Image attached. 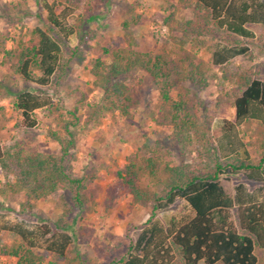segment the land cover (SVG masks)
<instances>
[{"label":"trees","instance_id":"1","mask_svg":"<svg viewBox=\"0 0 264 264\" xmlns=\"http://www.w3.org/2000/svg\"><path fill=\"white\" fill-rule=\"evenodd\" d=\"M83 2L38 0L46 12L47 28L35 26L26 33L27 42L20 38L16 53L4 50L7 57L17 58L15 72L38 86L6 92L13 96V108L21 116L19 125L33 128L38 109L57 111V129L48 130V135L59 145L56 154L0 145V167L7 177L4 186L23 192L29 204L57 192L63 198L62 215L56 221L61 230L44 223L31 227L22 221L10 222L0 214V253L15 257V264H42L33 250L36 246L65 258L67 264H93L78 252L68 254L73 237L65 219L74 211L91 209L88 185L94 173L89 168L81 172L74 168L80 126L77 111L83 97L63 114L59 102L45 91L58 89L71 66V57L79 50L78 45H69V37L75 33L83 41L85 21L95 18L93 14L83 15L76 17V24L70 23ZM166 3L162 23L168 40L160 52L103 48L109 60L95 58L90 68L102 96L100 102L89 105L88 119L100 111L128 115L134 100L126 78L142 71L158 94L155 122L171 128L173 144L190 160L173 164L171 149L156 140L150 154L138 160L128 158L117 168L132 202L150 205V214L129 237L124 252L107 264H258L255 249H264V79L251 68H232L231 63L250 53L247 41L261 39L253 25L262 27L264 52V0ZM186 11L188 16L183 15ZM122 25L128 27L129 22ZM204 48L211 54L210 61L199 55ZM212 66L231 84L217 96V105L228 104L234 109L232 119L222 120L224 131L216 137L211 133L207 103L201 97L216 76ZM185 147L191 148L184 151ZM242 176L245 181L231 185L233 178ZM246 181L256 185L249 186ZM178 200L190 207V217L183 222L171 217L166 225L155 219L158 211ZM3 230L21 240L2 244Z\"/></svg>","mask_w":264,"mask_h":264},{"label":"rangeland","instance_id":"2","mask_svg":"<svg viewBox=\"0 0 264 264\" xmlns=\"http://www.w3.org/2000/svg\"><path fill=\"white\" fill-rule=\"evenodd\" d=\"M166 2L167 0H84L70 18V23L76 24V17L83 15L93 14L95 18L85 21L82 27L83 41H79L75 33L69 37V45H78L79 50L71 57V66L62 84L56 91L52 88L45 90L54 101L59 102L63 114L83 97L77 111L80 126L76 135L74 168L79 172L89 168L94 173V178L88 185L91 209L82 213L74 211L65 219L71 226L68 232L73 237V242L67 249L68 254L78 252L87 256L93 264H107L123 253L129 237L134 236L138 231L136 227L145 222L150 214V205L132 202L131 195L116 174L117 168L128 158L138 160L140 156L150 154L156 140L162 141L171 149L173 164H178L183 159L190 161L183 158L184 153H180V149L173 144L169 137L171 128L155 122L158 94L142 71L137 70L126 78L134 100L128 115L124 116L118 111H100L88 119L89 105L100 102L102 96L101 89L90 73L92 61L95 58L109 60V54L104 53L103 48L111 51L131 47L142 53L160 52L168 40V30L162 23ZM183 15L188 16V12H183ZM123 21H128L129 26L124 27ZM35 26L42 29L48 26L46 12L38 0H0V145L24 152L56 154L59 145L48 135V130L57 129L58 112L38 109L37 124L33 128H24L19 125V112L13 108V96L6 93L8 89L18 91L25 86H37L23 80L15 72V56L9 58L4 54V50L9 49L16 53L20 38L26 43V33ZM251 28L261 39L247 41L250 53L235 58L231 67L240 65L251 68L264 79V52H261L263 30L260 25H253ZM199 55L210 61L208 49L204 48ZM65 56H69V53ZM212 67L216 76L201 92V97L207 103L211 116V133L216 137L224 131L222 120L232 119L234 109L228 104L217 105V96L227 91L231 84L222 80L221 71L216 66ZM189 148L191 147L183 150L188 151ZM242 180L245 181L243 176L233 178L231 185ZM6 181L7 177L0 167V214L4 220L22 221L31 227L44 223L52 229L57 228L56 221L63 211L60 192L33 200L29 204L23 192H13L4 186ZM246 182L249 186L256 185L251 181ZM191 215L192 211L187 203L178 200L172 207L158 211L155 219L166 225L171 217L183 222ZM57 230L61 229L58 227ZM20 240L18 235L9 230L1 232L2 244ZM33 250L42 258V264L51 261L67 264L65 258H59L56 253L42 246L33 247ZM255 253L258 264H264V249L256 248ZM15 261V257L0 253V264H15Z\"/></svg>","mask_w":264,"mask_h":264}]
</instances>
